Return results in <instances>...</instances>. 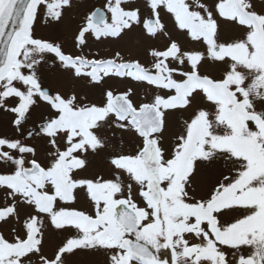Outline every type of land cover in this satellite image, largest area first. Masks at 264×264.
<instances>
[{"label":"snow or ice","instance_id":"6c2138e0","mask_svg":"<svg viewBox=\"0 0 264 264\" xmlns=\"http://www.w3.org/2000/svg\"><path fill=\"white\" fill-rule=\"evenodd\" d=\"M162 249L264 264V0H0V264Z\"/></svg>","mask_w":264,"mask_h":264},{"label":"rangeland","instance_id":"374dc122","mask_svg":"<svg viewBox=\"0 0 264 264\" xmlns=\"http://www.w3.org/2000/svg\"><path fill=\"white\" fill-rule=\"evenodd\" d=\"M141 94H143V93L141 92ZM165 253H167V255H165ZM159 255L161 256L162 260H169V264H170V258H171V251L170 250L162 249Z\"/></svg>","mask_w":264,"mask_h":264}]
</instances>
